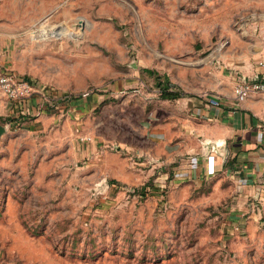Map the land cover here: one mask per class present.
Instances as JSON below:
<instances>
[{
    "label": "rangeland",
    "instance_id": "rangeland-1",
    "mask_svg": "<svg viewBox=\"0 0 264 264\" xmlns=\"http://www.w3.org/2000/svg\"><path fill=\"white\" fill-rule=\"evenodd\" d=\"M255 23L264 0H0V71L51 91L0 90V264H264V180L199 171L187 127Z\"/></svg>",
    "mask_w": 264,
    "mask_h": 264
},
{
    "label": "crops",
    "instance_id": "crops-1",
    "mask_svg": "<svg viewBox=\"0 0 264 264\" xmlns=\"http://www.w3.org/2000/svg\"><path fill=\"white\" fill-rule=\"evenodd\" d=\"M245 31L251 40L247 42L249 52L245 53L240 46L236 53L234 48L237 46L233 44L230 46L233 50L225 53L223 61L250 77L264 71L257 64L264 55V24L260 28L256 23L247 25ZM233 73L234 70L228 72L211 92H201L195 96V100L187 98V111L195 106L193 115L204 119L193 118L187 113V127L202 134L200 150L206 162L199 171L215 173L230 157L232 160L227 165L229 170L234 171L240 181H247L257 187V183L264 180V91L253 92L242 101L236 100ZM210 98H219L222 105L210 104ZM32 99L36 105L38 99ZM195 120L204 123L196 127ZM187 164V176L192 171L198 174V170L190 169V163Z\"/></svg>",
    "mask_w": 264,
    "mask_h": 264
},
{
    "label": "built area",
    "instance_id": "built-area-1",
    "mask_svg": "<svg viewBox=\"0 0 264 264\" xmlns=\"http://www.w3.org/2000/svg\"><path fill=\"white\" fill-rule=\"evenodd\" d=\"M257 64L264 68V55L258 59ZM233 74L235 77L233 91L236 100L242 101L253 92L264 91V71L249 77L235 69ZM0 90L9 99L21 103L33 98L34 95L40 94L48 102L47 104L51 102L48 95L51 92L49 89L41 91L32 79L24 75H18L9 69L0 71ZM208 102L214 105H222L219 98H210ZM60 105L61 103L57 104L58 107Z\"/></svg>",
    "mask_w": 264,
    "mask_h": 264
},
{
    "label": "trees",
    "instance_id": "trees-1",
    "mask_svg": "<svg viewBox=\"0 0 264 264\" xmlns=\"http://www.w3.org/2000/svg\"><path fill=\"white\" fill-rule=\"evenodd\" d=\"M149 72H154L151 69H147ZM172 86L170 85H166L164 87H162V95L166 98H177L180 96V93L175 91L174 89L171 88Z\"/></svg>",
    "mask_w": 264,
    "mask_h": 264
},
{
    "label": "water",
    "instance_id": "water-1",
    "mask_svg": "<svg viewBox=\"0 0 264 264\" xmlns=\"http://www.w3.org/2000/svg\"><path fill=\"white\" fill-rule=\"evenodd\" d=\"M6 131V126L0 123V136Z\"/></svg>",
    "mask_w": 264,
    "mask_h": 264
}]
</instances>
